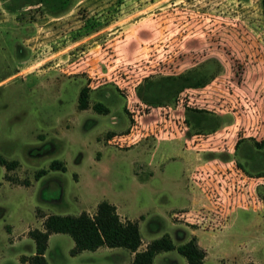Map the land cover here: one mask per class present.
Masks as SVG:
<instances>
[{
    "label": "rangeland",
    "instance_id": "rangeland-1",
    "mask_svg": "<svg viewBox=\"0 0 264 264\" xmlns=\"http://www.w3.org/2000/svg\"><path fill=\"white\" fill-rule=\"evenodd\" d=\"M68 1L0 0V153L16 160L0 163V264L34 248L27 231L44 214L93 213L103 199L138 221L143 242L198 234L205 264H264V0ZM213 50L231 63V93L226 79L209 86L226 98L205 102L218 127L189 136L170 76ZM211 146L219 157L197 149ZM73 244L52 232L48 262L130 261L122 246ZM153 264L186 258L171 249Z\"/></svg>",
    "mask_w": 264,
    "mask_h": 264
},
{
    "label": "trees",
    "instance_id": "trees-1",
    "mask_svg": "<svg viewBox=\"0 0 264 264\" xmlns=\"http://www.w3.org/2000/svg\"><path fill=\"white\" fill-rule=\"evenodd\" d=\"M59 2L61 10L69 5L68 0H59ZM171 79L176 85L173 86L175 91L189 81V77L183 74ZM79 107H87V92L85 87L81 89L79 94ZM95 107L100 109L98 104ZM0 163L6 169H10L16 164V160H9L0 153ZM50 167L65 169V164L53 159L50 162ZM52 232H64L72 237L74 244L70 248L71 254H76L84 249L94 250L101 245L128 248L134 252L133 258L128 264H153L156 253L171 249H176L182 254L186 258V264H204L206 255V250L198 243L196 235H192L184 242L175 244L169 234L164 233L159 237L151 239L143 249H138L141 244L138 221L129 218L122 219L116 205L103 199L97 202L93 213L82 210L77 214H44L42 228L33 227L28 229V235L34 240V252L29 255H21L20 259L24 264H50L45 256V250L49 234ZM251 264L259 263L252 262Z\"/></svg>",
    "mask_w": 264,
    "mask_h": 264
},
{
    "label": "flooded vegetation",
    "instance_id": "flooded-vegetation-1",
    "mask_svg": "<svg viewBox=\"0 0 264 264\" xmlns=\"http://www.w3.org/2000/svg\"><path fill=\"white\" fill-rule=\"evenodd\" d=\"M200 63L201 64L198 66V68H194L187 73H182L183 75L189 77L188 83H186L183 87H180V89L177 91L179 92V94L181 93L182 96H179V94L176 96L177 92L174 91L172 92V94L169 95V98L173 99L176 97L177 101H179L180 103H185L187 105L184 107L185 115L182 118V122H185V124H187L186 129L189 130L185 132V134L189 136L193 135L194 133L199 134L204 130H216L218 127L219 118L216 116L217 114L214 113L216 110L211 109V107L206 105L205 102L220 100V97L225 95L221 94L219 97H213L211 93H220L217 90H214L213 86L212 90L209 89V86L213 83H222V85L224 86V80L226 79V82L230 87H228V92L231 93V63L229 64L228 69L224 58L219 56V53L215 50H213V52L209 56L204 57ZM227 70H230L229 75L227 74ZM170 77L172 78L175 76ZM189 88H193L198 92L197 101L200 102L199 104H193L191 100L193 97L188 94L192 92L191 90H189ZM221 100L226 101V98ZM228 101H231V99H228ZM205 121L210 122L211 125L206 128L198 126L199 123L202 124ZM184 146L187 147L186 144ZM197 149L205 150V152L203 153L207 154L208 157L211 155H216L217 157H219L220 155V152H215V147L212 146L207 148L198 147Z\"/></svg>",
    "mask_w": 264,
    "mask_h": 264
},
{
    "label": "crops",
    "instance_id": "crops-1",
    "mask_svg": "<svg viewBox=\"0 0 264 264\" xmlns=\"http://www.w3.org/2000/svg\"><path fill=\"white\" fill-rule=\"evenodd\" d=\"M196 200V197L193 199V201H195ZM199 203V202H198ZM194 204H197V203H195V202H193V205ZM43 220V219H42ZM41 220V221H42ZM39 228H42V226L41 227H39ZM28 232V231H27ZM12 232H10V234H11ZM25 234V233H24ZM23 234V236H25ZM28 234V233H27ZM50 235H51V233L49 234V237H48V240H49V238H50ZM197 236H198V234H196ZM8 238H9V242H8V244H9V247H12L13 246V248H16L17 246H14V244H18V242H19V240H20V238H18V237H10V236H8ZM149 242V240L148 241H145V242H143L142 241V239H141V244L139 245V247H138V249H143L145 246H146V244ZM175 243V242H174ZM175 244H178V243H175ZM47 246H48V242H47ZM102 247H104L103 245H101V246H99V247H97L95 250H97V249H101ZM47 248V247H46ZM17 249V248H16ZM109 249H112V248H109ZM46 251V250H45ZM166 251V250H165ZM17 254H16V259H18V263L19 264H24L22 261H21V259H20V257H21V255H29V254H32L33 252H34V248H31V250L29 251V252H26V251H23V250H21V251H18L17 250ZM81 252V251H80ZM9 254V253H8ZM157 254V253H156ZM156 254H155V256H156ZM0 255L1 256H5V251H0ZM130 261L132 260V258H133V255H134V252L133 251H130ZM155 256H154V258H155ZM129 261V262H130ZM204 264H205V261H204Z\"/></svg>",
    "mask_w": 264,
    "mask_h": 264
},
{
    "label": "built area",
    "instance_id": "built-area-1",
    "mask_svg": "<svg viewBox=\"0 0 264 264\" xmlns=\"http://www.w3.org/2000/svg\"><path fill=\"white\" fill-rule=\"evenodd\" d=\"M231 168V167H230ZM260 180H259V184H263L264 183V176L260 175V176H257ZM258 202H262V201H258ZM190 211H186V213H188Z\"/></svg>",
    "mask_w": 264,
    "mask_h": 264
}]
</instances>
